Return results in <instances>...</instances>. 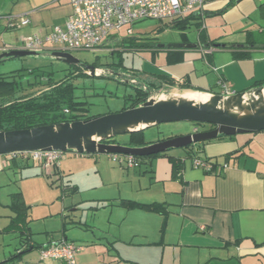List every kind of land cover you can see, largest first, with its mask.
Listing matches in <instances>:
<instances>
[{
    "label": "crops",
    "instance_id": "crops-1",
    "mask_svg": "<svg viewBox=\"0 0 264 264\" xmlns=\"http://www.w3.org/2000/svg\"><path fill=\"white\" fill-rule=\"evenodd\" d=\"M71 13V0H0V55L18 50L32 35L64 26ZM22 16L29 22H21ZM179 21L185 24L179 28L180 39L160 47L164 63L157 73L128 83L143 89L147 85L154 95L168 88L174 89L171 94L198 99L222 95L221 82L234 94L264 84V0H211L186 19L158 22L167 30L178 28ZM189 28L196 29V39L185 33ZM147 142L144 146L156 143ZM99 155L85 157L98 162ZM114 156L122 164V176L113 183H128L115 198L120 207H62L55 216L49 211L43 217L40 230L29 218L22 187L28 178H42L23 171L34 165L48 177L71 171V161L45 170L18 158L5 168L6 156H0V175L10 169L23 173L13 203L6 206L11 213L0 227V234L18 235V246L0 264H66L32 255L52 241L81 246L77 264H264V131L136 158L133 166L128 156ZM196 158L218 167L208 172L194 164ZM225 164L227 169L221 167ZM102 182L106 187L104 178ZM129 202L160 207L153 211ZM50 220H56V227H50Z\"/></svg>",
    "mask_w": 264,
    "mask_h": 264
},
{
    "label": "rangeland",
    "instance_id": "rangeland-1",
    "mask_svg": "<svg viewBox=\"0 0 264 264\" xmlns=\"http://www.w3.org/2000/svg\"><path fill=\"white\" fill-rule=\"evenodd\" d=\"M181 33L179 28L166 30L158 21L146 20L131 28L116 30L95 51L73 53L80 61L78 69L54 58L51 51H44L36 56L1 62L0 74L10 77L9 81H22L25 89L28 81L38 83L36 87L24 92L25 97L39 96L48 90L50 87L39 85L41 82L46 83L48 78L54 83L68 81L74 87L78 100L88 103L89 116L113 114L131 106L133 101L129 96L136 97V86L127 80L157 73L158 67L164 63V54L160 47L169 44L171 46L175 40L180 39ZM185 33L192 39L197 37L195 28H189ZM115 39L120 40L117 42L118 46L105 47L106 42ZM155 49L158 50L157 54H154ZM90 68H94V72ZM173 91L174 89L164 88L158 94H169ZM7 103H10L9 100L2 104ZM198 127L201 125L192 122L164 123L147 129L143 134L147 141L160 142L185 136ZM129 138V135H121L114 140L117 144H123L128 143ZM98 157H101V161L95 162L85 155L75 156L73 152H65L61 163L71 161V171L53 172L48 177H43L41 169L34 165L23 171L25 175L38 173L42 178H28L24 180L22 187L26 194V205L30 207L29 218L35 221L34 224L37 223V229L43 227V217L49 211L55 216V211L58 212L62 207H120L116 200L119 188L123 190L128 187V183H113L119 182L122 176L119 157L109 154ZM12 162L10 157H4L3 166L10 168ZM22 174L21 171L10 169L8 174L3 172L0 175L1 179L7 178L0 181V227L5 226L6 218L11 213L6 206L13 203L18 189L16 182L21 180ZM102 178L105 179L106 187ZM49 225L56 227V220H50ZM17 236L12 232L0 234V258L4 254L9 256L10 252H15L18 246ZM32 255L40 256V253L35 250Z\"/></svg>",
    "mask_w": 264,
    "mask_h": 264
},
{
    "label": "water",
    "instance_id": "water-1",
    "mask_svg": "<svg viewBox=\"0 0 264 264\" xmlns=\"http://www.w3.org/2000/svg\"><path fill=\"white\" fill-rule=\"evenodd\" d=\"M39 53L41 52L12 50L0 55V63L12 58L36 56ZM52 56L68 65L80 64L71 53L52 51ZM90 69L94 72V68ZM144 91L147 97L142 103L121 112L32 129L0 131V156L62 151L78 155L109 154L145 158L223 137L264 131V86L232 95L212 94L207 104L164 100L160 97H170L171 93L154 95L147 85L144 86ZM251 96H259L260 100L245 106L244 100ZM221 104L234 109L222 108ZM173 122L211 125L214 129L169 138L143 147L107 143L117 136Z\"/></svg>",
    "mask_w": 264,
    "mask_h": 264
},
{
    "label": "built area",
    "instance_id": "built-area-1",
    "mask_svg": "<svg viewBox=\"0 0 264 264\" xmlns=\"http://www.w3.org/2000/svg\"><path fill=\"white\" fill-rule=\"evenodd\" d=\"M57 1V0H54ZM211 0H71L72 13L64 26H56L46 35H32L25 39L18 50L29 52L61 51L75 53L91 52L100 48L113 32L135 24L155 20L173 22L183 20L196 12H201ZM230 1V0H229ZM21 22H29L26 17H19ZM130 33H131V29ZM222 95L234 94L221 82ZM64 113L72 114L70 109ZM62 151H37L9 154L11 159L21 158L41 164L45 170L58 166L64 157ZM130 166L137 164L135 157L128 156ZM194 164L213 172L218 164L211 160L196 158ZM225 169L228 165L221 166ZM81 246L69 241L49 242L40 247L42 260H53L66 264H77L76 256L82 251Z\"/></svg>",
    "mask_w": 264,
    "mask_h": 264
},
{
    "label": "trees",
    "instance_id": "trees-1",
    "mask_svg": "<svg viewBox=\"0 0 264 264\" xmlns=\"http://www.w3.org/2000/svg\"><path fill=\"white\" fill-rule=\"evenodd\" d=\"M183 22L175 23V26L182 27ZM3 62V61H2ZM76 69L80 68V64L72 65ZM12 77V76H11ZM4 74H0V131H12L21 129H32L35 127L46 125H57L77 120H89L97 116H89L87 102L79 101L75 96L74 87L68 84V81L54 83L48 78L46 83H39L41 86L50 87L44 93L35 97H25V91L31 87H36L38 83L28 81L26 89L22 81H9ZM264 84L259 85L263 87ZM147 97L143 88L136 87V99L129 108L136 106L144 101ZM134 100L133 96H129ZM9 100L10 103L2 104L3 101ZM65 109H70L72 114L67 116ZM128 108H125L126 110ZM144 131L127 134L130 136L126 146L141 147L149 144L144 137ZM107 143H116L114 138ZM161 155V154H159ZM156 155V156H159ZM155 157V156H151ZM130 206L146 208L153 211L159 210V205H139L130 203Z\"/></svg>",
    "mask_w": 264,
    "mask_h": 264
},
{
    "label": "bare ground",
    "instance_id": "bare-ground-1",
    "mask_svg": "<svg viewBox=\"0 0 264 264\" xmlns=\"http://www.w3.org/2000/svg\"><path fill=\"white\" fill-rule=\"evenodd\" d=\"M165 99H169V100H179V101H190V102H193L195 104H207L210 102V99L211 98H207V97H202V98H194V97H191L189 94H183V95H180V94H172V96L170 97H167ZM164 99V100H165ZM260 100V97L259 96H251V97H248L244 100V105L245 106H248L250 103H255L256 101H259ZM249 103V104H248ZM222 108H227V109H234L232 107H227L226 104H221L220 105Z\"/></svg>",
    "mask_w": 264,
    "mask_h": 264
},
{
    "label": "flooded vegetation",
    "instance_id": "flooded-vegetation-1",
    "mask_svg": "<svg viewBox=\"0 0 264 264\" xmlns=\"http://www.w3.org/2000/svg\"><path fill=\"white\" fill-rule=\"evenodd\" d=\"M213 129H214V126H211V125H201V127H198V128L195 129V132L210 131V130H213Z\"/></svg>",
    "mask_w": 264,
    "mask_h": 264
}]
</instances>
